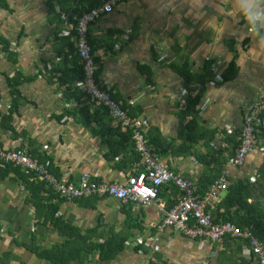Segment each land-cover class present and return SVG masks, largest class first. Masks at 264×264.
<instances>
[{
  "label": "crops",
  "instance_id": "crops-1",
  "mask_svg": "<svg viewBox=\"0 0 264 264\" xmlns=\"http://www.w3.org/2000/svg\"><path fill=\"white\" fill-rule=\"evenodd\" d=\"M99 1L0 0V40L4 41L0 44V122L11 103L19 102L11 116L13 131L0 127V145L43 154L59 178L72 184L83 173L100 182L123 181L134 150L129 133L117 128L105 112L97 107L89 115L80 112L87 104L85 97L66 103L62 95L67 86L58 82L61 73L69 74L78 65L74 17ZM237 4L238 0H123L88 29L90 41L100 42L92 44L100 81L111 87L113 97L132 117L147 120L151 150L169 170L193 182L197 191L209 159L204 161L202 130L214 133L211 142L216 150L230 149L224 138L237 134L248 106L264 93V57H249L257 39ZM109 33L112 36L105 37ZM106 38L111 50L101 40ZM4 43L14 54L12 59L3 52ZM206 60L213 62L218 76L231 62L237 72L232 80L203 89L198 125L187 135L180 132L185 123L179 114L195 90L187 89L170 64L185 63L196 72ZM12 78L20 81L17 98L8 86ZM66 104L79 111L74 117L64 116L68 120L62 122L58 117ZM194 138L199 140L192 147ZM228 161L218 175L227 168L226 182L251 184L249 179L255 181L264 161V149L249 155L241 167H229ZM163 189L167 191L162 190L159 199L165 207L178 201L180 195L174 191L172 196V186ZM224 196L225 190L220 203ZM28 198V190L13 173L0 176V264H51L21 244H29L33 234L42 248L62 241L50 224L37 227ZM51 203L57 206V217L90 243L124 241L112 259L94 255L70 264H257L240 238L213 242L161 228L163 215L156 206L122 204L112 198L63 202L54 197ZM137 239L142 241L137 246L126 245Z\"/></svg>",
  "mask_w": 264,
  "mask_h": 264
},
{
  "label": "built area",
  "instance_id": "built-area-1",
  "mask_svg": "<svg viewBox=\"0 0 264 264\" xmlns=\"http://www.w3.org/2000/svg\"><path fill=\"white\" fill-rule=\"evenodd\" d=\"M123 0H100L98 4L74 17L75 24V53L82 68V79L74 83L76 90L89 97L93 106L103 107L113 122L124 132L131 133L134 152L138 160L132 164L128 175L120 182H95L89 173H83L77 184L57 179L51 174L46 165L32 159L24 150L3 148L0 145V166L12 165L26 173L34 174L42 180L51 193L66 202L85 199L89 197L112 198L122 204L136 206H156L162 213L161 228H171L191 239H208L213 242L221 241L225 237L240 238L247 244L249 252L257 264H264V247L251 230H241L231 222L214 223L211 212L220 203V193L226 190L228 169H224L213 182L208 191L198 198L193 182L182 178L169 170L160 158L153 153L145 138L148 122L142 117H132L122 108L120 102L112 99V89L109 85L95 78V55L91 51L87 37L88 29L98 19L112 13L114 8ZM65 34V31L62 32ZM66 35V34H65ZM214 74L212 85L220 83V76ZM207 84V85H208ZM69 104L65 108H69ZM264 112V93L254 100L247 109V113L238 130V146L234 156L229 159V167L238 168L243 165L246 158L258 151L256 145V126L259 115ZM68 120L62 118V122ZM264 123V121H263ZM254 182L253 178L249 179ZM166 185L175 187L180 197L178 201L167 209L158 199V190ZM142 241L137 239L126 245L137 246Z\"/></svg>",
  "mask_w": 264,
  "mask_h": 264
},
{
  "label": "trees",
  "instance_id": "trees-1",
  "mask_svg": "<svg viewBox=\"0 0 264 264\" xmlns=\"http://www.w3.org/2000/svg\"><path fill=\"white\" fill-rule=\"evenodd\" d=\"M89 9L84 11H88ZM75 24L76 22L74 20V27ZM111 36L112 34L109 33L108 36L105 37L110 38ZM87 38H88L87 39L88 45L91 51H93L92 44H99L100 42L98 41L95 42L93 40L90 41V38L89 37ZM107 38L101 40L104 41L105 43ZM74 39H75V30H74ZM3 42H4L3 40H0V44ZM105 45H106L105 49L111 50L112 44L105 43ZM74 48H75V42H74ZM3 52L7 54L9 59H12L14 56V54L10 52L9 47L6 43H4L3 45ZM75 59L78 61V65L75 64L74 65L75 69L72 70L71 72H68L69 74L65 75L61 73L58 82L60 85L64 84L65 86H67L66 90H64L62 95L66 103H70L72 98L76 99V101L79 102V99L85 97L84 105L86 103L87 104L86 106L81 108L80 112L82 111L89 115V111L91 110V108H94L90 98L78 92L76 88L73 87V84L77 80L82 79V75H83L82 68L81 65L79 64V59L76 53H75ZM95 63L97 66L96 58H95ZM212 64L213 62L211 60H206L202 65V67L198 69L196 72L190 71L187 64L185 63L170 64L172 72H174L183 79L184 85L187 87V89L193 88L192 90L193 91L195 90L194 95L190 94L186 97L185 104L179 114V118L181 122L185 123L183 127L181 125L180 132L181 131L186 132L187 135L190 134V131H194L198 125L196 119L198 115V105L202 98L203 89L207 86L208 83L213 82L214 80V74L212 72ZM236 72L237 69L235 63L231 62L228 65L227 69L224 72H222V74L220 75L221 83L232 80L235 77ZM99 73H100V68L97 66L95 72V78L99 77ZM19 85H20V81L16 78H12L8 80V86L11 89L10 93L12 96H15V98L20 96V93L18 91ZM112 99L117 102V99L113 97V94H112ZM18 103L19 102L16 103V101H13L11 103L9 111L1 118L0 127L5 129L6 131H13L11 127V116L15 108L18 106ZM122 108L127 110V108L124 105ZM98 109L105 112L104 115L109 117V115L103 109V107L99 106L97 107L96 110ZM77 111H79V108H72V109L63 108V113L58 117V120H61L64 116L74 117ZM127 112L129 113L130 116H134L133 114L131 115V112L129 111ZM263 121H264V112L260 113L259 115V123L256 126V133H255L256 145L258 148L261 149H264ZM117 128H119V126H117ZM119 129L121 130V128ZM128 133L131 136V133L130 132ZM196 133L197 131L194 132V134ZM202 134L203 135L199 136V139L200 138L205 139L204 145L205 148L207 149V154L204 156V161L205 158L207 159V157L209 159L208 162L204 164L205 171L202 172L203 174H201L200 178L198 179L199 191L196 190L195 192L198 198L204 196V194L208 191V189L211 187L213 182L219 176L218 173L223 169L228 159L234 156V151L238 146V140H237L238 134L236 133L230 134L229 136L226 135V138H224V141L231 146V148L226 151H222L220 149L216 150L214 147H212L211 140L214 137L213 132H206L205 130H202ZM146 137L147 136H145V138ZM199 139L194 138L191 140L192 147L198 143ZM224 152H227L226 157H224L223 155ZM153 153L155 152L153 151ZM28 155L32 159L37 160L38 163L46 165L47 170L51 174H53L57 179H60L58 174L55 171H53V167L52 164L50 163V160L46 158L43 154H39L34 151L33 153L31 152L28 153ZM137 160H138V155L133 150L132 160L129 163L130 164L129 168ZM202 163L204 162L202 161ZM211 165H213L215 171H213V169H210ZM206 171L210 172L209 176H205ZM9 172L13 173L14 176H16V178L23 183L25 189L28 190L29 198L27 201L32 204L35 210V219H36L37 227H43L46 226L47 224H50L53 230L56 231L58 236L62 239V241L59 244H55L50 248H42L37 245L36 235L33 234L30 243L21 244V246L30 253H32L33 255H35L37 258L49 261L51 264H70L73 261H81L88 256H94V255H97L101 260L112 259L113 257L116 256V254H118L123 249L124 241H120V243L118 244H116V242L112 240L106 241L103 244H99V243L93 244L90 243L88 239L85 238V236L78 235L77 232H74L76 230L73 231L71 227H69L66 223H64L60 218L57 217L56 215L57 206L51 203L52 199L55 196L51 193V190L47 188L46 184L42 180L37 178L34 174L26 173L20 168L13 167L12 165H5L4 167L0 166V176L3 177L5 174ZM95 182H100V181H97L95 179ZM227 184L228 185L225 190V196L221 200L220 205L216 208L214 212H211L213 222L214 223L231 222L235 226L239 227L241 230H251L253 234L256 236V238L259 241H261L264 247V161L262 162V165L258 170V174L255 178L254 183L250 184L246 181L237 180L233 182H227ZM166 186H171V185H166ZM163 187H161L158 190L157 193L158 199L159 196L161 195L162 190L165 192L167 191L163 189ZM172 189L173 190L170 191L173 194L172 196H174L175 195L174 191L177 192L178 190L173 186ZM91 198H96V197L92 196L80 200H87ZM80 200H75V201H80ZM248 200H250V203H248ZM174 204L175 203L168 204L166 208L170 209ZM0 260H2V258H0Z\"/></svg>",
  "mask_w": 264,
  "mask_h": 264
},
{
  "label": "clouds",
  "instance_id": "clouds-1",
  "mask_svg": "<svg viewBox=\"0 0 264 264\" xmlns=\"http://www.w3.org/2000/svg\"><path fill=\"white\" fill-rule=\"evenodd\" d=\"M237 7L249 26V32L257 39V47L249 50V57H264V0H238Z\"/></svg>",
  "mask_w": 264,
  "mask_h": 264
}]
</instances>
